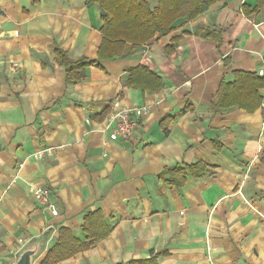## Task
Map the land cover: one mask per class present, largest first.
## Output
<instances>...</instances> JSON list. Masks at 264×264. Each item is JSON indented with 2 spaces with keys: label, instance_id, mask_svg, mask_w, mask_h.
<instances>
[{
  "label": "crops",
  "instance_id": "1",
  "mask_svg": "<svg viewBox=\"0 0 264 264\" xmlns=\"http://www.w3.org/2000/svg\"><path fill=\"white\" fill-rule=\"evenodd\" d=\"M245 1L256 2L217 0L67 83L55 47L95 59L98 7L0 0V260L45 234L39 264L59 228L84 241L85 216L98 211L107 233L57 264H264V106L245 84L234 103L210 108L235 71L259 78L264 2L251 11ZM212 27L220 40L204 36ZM134 106L147 112L128 139L102 131L114 107ZM198 161L211 173L169 182L168 169ZM28 184L50 189L56 216Z\"/></svg>",
  "mask_w": 264,
  "mask_h": 264
},
{
  "label": "trees",
  "instance_id": "2",
  "mask_svg": "<svg viewBox=\"0 0 264 264\" xmlns=\"http://www.w3.org/2000/svg\"><path fill=\"white\" fill-rule=\"evenodd\" d=\"M217 0H84L86 6L96 5L100 10L102 42L97 48V57L88 59L82 57L72 60L58 47H55V55L66 71V82H78L84 76V70L89 65H99V60L112 57H126L131 51L140 45L149 43L159 36L167 35L175 28L179 20H192L201 12L208 9ZM264 0H256L255 5H242L251 11L262 5ZM250 11V12H251ZM222 28H206L204 36L220 40ZM250 72L235 71L234 80L226 82L222 80L217 91L216 98L210 103L213 112L224 106L234 103L233 98L226 100L232 93L243 87L251 86L252 97L257 104L264 106V96L257 93L259 85L264 86V77ZM246 79V80H244ZM246 84V85H245ZM106 110L101 112L104 114ZM218 143V141H217ZM219 144V143H218ZM215 147H219L214 144ZM190 173L193 177H201L211 173L204 162H193L183 166H173L166 171L169 182L174 181V173ZM181 181V179H180ZM181 182H178L180 184ZM102 215L98 211L88 212L85 216L83 229L86 232L85 240L77 238L68 228H59V235L51 247H49L39 264H57L61 260L73 256L79 251L88 249L94 241L100 239L108 231L103 223ZM96 224L93 226V224ZM98 225V226H96ZM118 264H158L154 257L147 259H132V261Z\"/></svg>",
  "mask_w": 264,
  "mask_h": 264
},
{
  "label": "built area",
  "instance_id": "3",
  "mask_svg": "<svg viewBox=\"0 0 264 264\" xmlns=\"http://www.w3.org/2000/svg\"><path fill=\"white\" fill-rule=\"evenodd\" d=\"M263 65L257 71V75L264 77V59ZM112 112L105 117L102 131L107 132L110 137L126 140L140 126L139 122L142 116L147 112V107H114ZM38 157L42 156V151L35 153ZM29 191L34 199L42 207L50 210L54 216L57 215V209L50 199V189L47 186L28 184ZM19 250L12 252V258L9 260H0V264H13L16 254Z\"/></svg>",
  "mask_w": 264,
  "mask_h": 264
},
{
  "label": "water",
  "instance_id": "4",
  "mask_svg": "<svg viewBox=\"0 0 264 264\" xmlns=\"http://www.w3.org/2000/svg\"><path fill=\"white\" fill-rule=\"evenodd\" d=\"M46 235H40L39 238L31 240L25 244L17 254L13 264H34V258L37 257L45 247Z\"/></svg>",
  "mask_w": 264,
  "mask_h": 264
}]
</instances>
